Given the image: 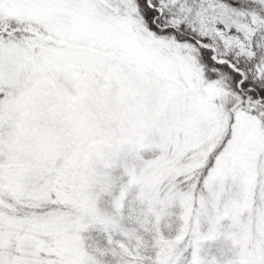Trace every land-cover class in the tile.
I'll use <instances>...</instances> for the list:
<instances>
[{
    "label": "snow or ice",
    "instance_id": "6c2138e0",
    "mask_svg": "<svg viewBox=\"0 0 264 264\" xmlns=\"http://www.w3.org/2000/svg\"><path fill=\"white\" fill-rule=\"evenodd\" d=\"M0 264H264V0H0Z\"/></svg>",
    "mask_w": 264,
    "mask_h": 264
},
{
    "label": "rangeland",
    "instance_id": "374dc122",
    "mask_svg": "<svg viewBox=\"0 0 264 264\" xmlns=\"http://www.w3.org/2000/svg\"><path fill=\"white\" fill-rule=\"evenodd\" d=\"M84 236L87 238L89 236H92L95 239H101L103 237V233L100 231L99 226L90 229L88 232L84 233ZM87 239H86V243H87Z\"/></svg>",
    "mask_w": 264,
    "mask_h": 264
}]
</instances>
